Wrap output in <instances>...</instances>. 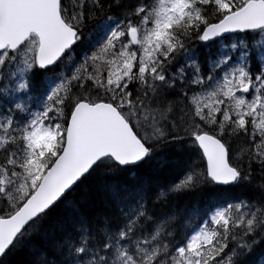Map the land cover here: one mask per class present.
I'll use <instances>...</instances> for the list:
<instances>
[{"label": "snow or ice", "instance_id": "obj_1", "mask_svg": "<svg viewBox=\"0 0 264 264\" xmlns=\"http://www.w3.org/2000/svg\"><path fill=\"white\" fill-rule=\"evenodd\" d=\"M13 257L264 264V0H0Z\"/></svg>", "mask_w": 264, "mask_h": 264}, {"label": "trees", "instance_id": "obj_2", "mask_svg": "<svg viewBox=\"0 0 264 264\" xmlns=\"http://www.w3.org/2000/svg\"><path fill=\"white\" fill-rule=\"evenodd\" d=\"M100 182H101V177H96V178H93L90 181L86 182L78 190V194L76 196V199H78L81 194L88 193L91 189L95 188ZM203 199H204V197H202V196L193 197L189 202L192 204H195L198 201H201ZM69 211H71V204H65V205L61 206L60 209L57 210V213L55 214L53 219H57L59 217H62L63 215H65ZM19 260H20L19 257H13L10 259V264H19Z\"/></svg>", "mask_w": 264, "mask_h": 264}]
</instances>
